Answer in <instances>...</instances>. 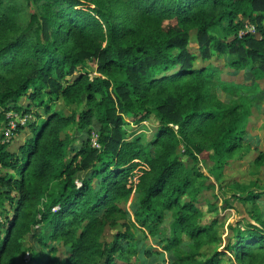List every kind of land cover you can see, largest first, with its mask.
I'll use <instances>...</instances> for the list:
<instances>
[{"label": "trees", "instance_id": "obj_1", "mask_svg": "<svg viewBox=\"0 0 264 264\" xmlns=\"http://www.w3.org/2000/svg\"><path fill=\"white\" fill-rule=\"evenodd\" d=\"M263 20L264 0H0V264L28 252L26 264H133L153 254L159 264H264L262 231L247 226L225 240L219 218L201 220L216 209L204 193L251 144L253 98L264 96ZM246 23L256 36H238ZM213 56L242 80L195 66ZM90 62L93 74L82 68ZM59 101L83 107L65 117ZM8 113L30 117L13 132L23 138L15 150L13 136L4 141ZM124 117L154 123L151 136L127 135ZM93 127L100 149L75 145L74 132ZM203 153L213 184L198 166ZM263 196L248 190L239 200Z\"/></svg>", "mask_w": 264, "mask_h": 264}, {"label": "rangeland", "instance_id": "obj_2", "mask_svg": "<svg viewBox=\"0 0 264 264\" xmlns=\"http://www.w3.org/2000/svg\"><path fill=\"white\" fill-rule=\"evenodd\" d=\"M93 8V7H91ZM264 27V20L261 23ZM252 26L251 24L246 23L244 28L239 31L238 36L241 37L246 34L247 27ZM255 29V27H253ZM257 35L255 31V36ZM190 50L192 52H196V46L194 44L190 45ZM213 64L219 67L222 70V78L226 82H233V81H241L243 73H235L233 70H229L227 68L228 59L225 56H213L210 60L205 62H200L197 60L195 66H203L205 64ZM83 69L88 70L91 74L94 73L95 64L92 62L84 65ZM217 97L219 100L226 103L228 101L229 96L224 94L222 91L217 90ZM24 100H21L19 104H24ZM253 108H252V115H251V122L246 127V136L250 139V145L242 144L232 156H230L224 165L218 181L215 182V186L213 187L214 190L210 192H205L203 198L208 200L207 202L211 203L216 209L215 212L207 213L204 207V216L202 217L203 222H210L215 218H219L220 222L215 226L218 234L222 236L223 239L229 238L234 231L244 230L247 226H254L258 230L264 233V201L259 200L255 204H247L239 200V197H243L246 195L247 191L250 190L251 192L254 191H261L264 192V117L257 116V113L262 109L264 104V96L259 94L253 98ZM54 107L56 110L60 111L63 116L68 117L73 114H77L80 112L83 105H75L66 107L63 105L62 102H55ZM39 113H42L38 110ZM255 114V115H254ZM18 117H23L18 114H14ZM28 117V116H27ZM30 117H28L29 121ZM124 121L128 122V126H124L125 133L127 135L131 134L134 131V135H140L144 138H149L151 136L152 130L154 128V123L146 121L141 123L139 126L130 122L131 120L124 117ZM27 124V122H26ZM24 124V125H26ZM19 126L20 125L17 123ZM63 134H70L72 132L71 126H67L63 129ZM96 128L93 127L90 133L87 134L83 131H76L74 132V138L76 140L75 145H79L80 142H84L86 139L89 140L91 143L92 139L96 138ZM254 137L260 140V144L253 141ZM23 138L21 136L15 135L13 139L10 141L8 145L9 150H15L19 143H22ZM255 146V147H253ZM178 153L182 155V149H179ZM201 171L205 176L208 177L206 183L214 182L213 178L209 173L210 169L213 166L211 162V158L209 157L208 153H203L199 156V164ZM146 167L141 165L139 170H144ZM138 169L134 172V177L136 178L139 175ZM84 176V173L78 175L80 179ZM136 196L133 194L128 202L126 208L127 214L132 216L135 204ZM264 199V196H263ZM227 201L231 208L223 210L222 209V202ZM255 205V207H253ZM258 212V213H257ZM3 217L0 216V225L3 223ZM256 219H259L256 221ZM137 228V226H136ZM146 232H143L137 235L142 237ZM113 232L108 230L105 235V240L111 241L112 240ZM226 244V243H225ZM160 242L155 239H150L148 246L150 248H158ZM187 245L183 246V249H186ZM167 260L171 257L168 254H164ZM58 257L62 259L61 251L58 252ZM132 259L133 264H147L149 261H152L153 264H159V259L156 254H153L150 259H144L142 256ZM30 259V253L23 254L22 263L26 264L27 261ZM139 261L141 263H139Z\"/></svg>", "mask_w": 264, "mask_h": 264}, {"label": "built area", "instance_id": "obj_3", "mask_svg": "<svg viewBox=\"0 0 264 264\" xmlns=\"http://www.w3.org/2000/svg\"><path fill=\"white\" fill-rule=\"evenodd\" d=\"M255 29L253 28V26H249L247 27L246 30V34H251V35H255ZM28 121V117L27 116H23V117H18L12 113H8L6 115V126L3 132L4 135V141L8 142L9 140H11L12 136H13V132L15 131V129L17 128V123L20 125H24L26 124V122ZM98 136L96 135L95 139L91 140V147L94 149H100V146L97 142ZM144 169V168H143Z\"/></svg>", "mask_w": 264, "mask_h": 264}, {"label": "crops", "instance_id": "obj_4", "mask_svg": "<svg viewBox=\"0 0 264 264\" xmlns=\"http://www.w3.org/2000/svg\"><path fill=\"white\" fill-rule=\"evenodd\" d=\"M254 115H255V114H254ZM257 116H262V117H264V104H263V106H262V109H260V111L257 113ZM250 122H251V120H250ZM249 124H250V123H249ZM253 141L256 142L257 145H258V143L260 144V140H259L258 138H256V137H254ZM253 147H255V146H253ZM149 240H150V239H148V241H149Z\"/></svg>", "mask_w": 264, "mask_h": 264}]
</instances>
